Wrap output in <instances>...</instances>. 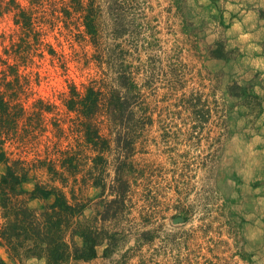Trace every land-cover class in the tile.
<instances>
[{
  "label": "rangeland",
  "instance_id": "obj_1",
  "mask_svg": "<svg viewBox=\"0 0 264 264\" xmlns=\"http://www.w3.org/2000/svg\"><path fill=\"white\" fill-rule=\"evenodd\" d=\"M8 1L0 0V97L21 117L14 139L4 138V151L38 167L40 160L56 159L59 149L90 156L65 102L73 87L83 91L104 77L92 46L77 40L76 29H66L48 6L29 0L19 1L35 24L23 28ZM262 11L264 0H149L150 29L127 45L139 61L133 68L140 84L151 77L154 82L136 110L153 124L135 154L146 168L143 179L131 178L128 218L135 226H111L130 233L109 256L102 248L97 259L73 264H264ZM218 44L222 57L213 55ZM106 83L114 84L112 75ZM193 91L212 110L205 124L199 125L188 103ZM131 128L129 121L121 131ZM4 168L0 162V179ZM32 175L27 191L36 181L53 184L44 169ZM73 184L66 188L69 196ZM77 193L90 200L85 218L96 219L101 191L79 185ZM1 214L0 208L3 222ZM0 256L5 264H46L35 257L13 259L1 246Z\"/></svg>",
  "mask_w": 264,
  "mask_h": 264
},
{
  "label": "trees",
  "instance_id": "obj_2",
  "mask_svg": "<svg viewBox=\"0 0 264 264\" xmlns=\"http://www.w3.org/2000/svg\"><path fill=\"white\" fill-rule=\"evenodd\" d=\"M29 2L45 10L48 6L52 16L66 29H76V39L92 46V58L104 77L97 85L90 84L83 91L73 87L65 102L67 110L76 115L81 144L84 142L85 147L90 148V156L73 148L59 149L56 159L40 160V167L30 166L23 160H11L4 151V138L14 139L17 135L21 114L14 113L10 104L0 97V162L5 166L0 179V208L4 220L0 221V246L6 248L13 259L35 257L44 259L46 264L92 261L98 258L102 248L103 256L107 257L130 233V228L113 229L111 226H135L128 218L132 208L131 178L143 179L146 172V168L136 162L135 154L139 145L147 142L148 129L145 128L153 124V119L146 114L136 115V110H141L145 89L154 82L151 77L140 84L138 76L141 74L133 68V63L139 61L132 57L133 48L127 45L135 40L138 43L139 33L150 29L145 23L149 18L146 14L149 0ZM7 6L16 9V24L33 30L35 20L31 11L19 0H10ZM259 17L264 18L263 11L259 12ZM223 49L222 45H216L213 55L222 57ZM111 75L113 85L106 83ZM192 96H196L192 98L194 102L189 100L188 103L193 115L199 125L207 123L212 110L202 102L199 91H193ZM125 118H129L128 122ZM129 121H132L131 131L123 133L121 129L129 128ZM199 125L195 124L194 128ZM114 167L112 175L109 170ZM40 168L51 176L53 184L36 181L33 190H25L24 185L35 178L32 172ZM71 181L74 184L69 196L66 188ZM79 185L101 191L94 220L85 218L90 200H84L77 193ZM34 200L43 201L44 205L32 207ZM0 264H5L1 256Z\"/></svg>",
  "mask_w": 264,
  "mask_h": 264
}]
</instances>
